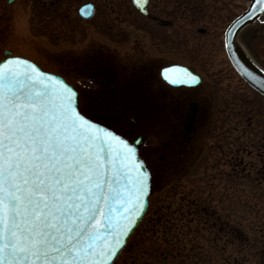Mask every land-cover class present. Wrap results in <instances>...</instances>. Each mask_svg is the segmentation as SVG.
Wrapping results in <instances>:
<instances>
[{
  "label": "snow or ice",
  "instance_id": "snow-or-ice-1",
  "mask_svg": "<svg viewBox=\"0 0 264 264\" xmlns=\"http://www.w3.org/2000/svg\"><path fill=\"white\" fill-rule=\"evenodd\" d=\"M133 3L144 10V0ZM261 12L264 0H253L244 17ZM233 40L225 34L226 47ZM169 73L197 80L164 69L173 84L181 80ZM115 107L27 59L0 57V264H112L153 177L135 137L102 126Z\"/></svg>",
  "mask_w": 264,
  "mask_h": 264
},
{
  "label": "flooded vegetation",
  "instance_id": "flooded-vegetation-1",
  "mask_svg": "<svg viewBox=\"0 0 264 264\" xmlns=\"http://www.w3.org/2000/svg\"><path fill=\"white\" fill-rule=\"evenodd\" d=\"M13 1L0 0V18L7 15L6 6ZM23 1L39 2L40 6L45 1L54 2ZM91 1L96 11L95 2ZM222 1L213 0V6L208 8L203 0H145V12H141L130 0H115L114 4L108 2L113 13L110 19L116 23V34L108 36L115 39V45L94 37L86 31L87 27L82 31L77 28L75 32L83 40L74 44L72 28L67 32L64 27L62 31L69 36L68 43L53 50L38 46V50L54 54L87 55L88 70L72 67L70 79L69 74L54 71L67 77L78 91L103 93L116 101L115 112L103 124L114 126L130 138H143L138 151L147 158L153 177L161 169L168 170L165 188L170 187L172 179L185 178L199 167L200 175L210 176L212 187L221 190L215 196L220 199L233 196L236 181L242 177L247 178V187L250 180L263 181L264 186V129L220 130L216 124L228 116L218 102L222 101L221 97L232 95L229 81L238 77L223 47V30L228 20L221 27L225 9ZM262 26L264 14L244 26L237 38L252 60L264 68L257 54L259 45L254 40L264 35ZM9 31L3 33L5 38L9 37ZM14 36L12 30L10 37ZM166 68H188L196 74V83L173 84L164 78ZM169 75L173 79L181 76L180 73ZM81 79L87 82L85 86L80 85ZM242 132H248L250 139L242 140ZM145 137L151 141L145 143ZM185 204L207 211L199 199L187 200ZM207 213L214 215L213 224L233 237L235 227L228 212Z\"/></svg>",
  "mask_w": 264,
  "mask_h": 264
},
{
  "label": "rangeland",
  "instance_id": "rangeland-1",
  "mask_svg": "<svg viewBox=\"0 0 264 264\" xmlns=\"http://www.w3.org/2000/svg\"><path fill=\"white\" fill-rule=\"evenodd\" d=\"M83 1H45L40 6L39 2L30 1L25 4L23 0H14L6 6L7 15L0 18V57L10 50L12 54L35 60L43 68L69 74V79L73 76L70 71L72 67L88 70L87 55H60L38 50L39 45L53 50L68 43L70 39L66 31H62L64 27H67V32L72 28L70 35L72 39L76 38L74 44L77 41L82 43L83 40L81 35H77V28L80 27L82 31L83 27H87L86 31L94 37L115 45L112 37L116 23L110 19L113 13L109 11L108 5V2L114 4L115 0H94L96 11L89 20L80 19L76 13L77 5ZM203 2L208 8L213 6V0ZM222 3L225 9L222 12L221 27L245 7L247 0H223ZM16 5L19 8L15 14ZM12 30L14 37H10ZM8 31L9 37L5 38L3 33ZM254 40L259 45L257 54L264 66V35ZM229 82L232 95L221 97L222 101L218 102L224 106L228 116L217 120V127L220 130L235 131L245 127L264 129V98L247 89L236 76ZM247 133L240 134L242 140L250 139ZM150 141L151 138L145 137V143ZM199 170L196 167L185 178L170 179L172 184L169 188H164L169 180L168 170L164 168L161 172L158 170L159 175L155 173L147 208L112 264H264L263 181L254 183L250 180L247 187V178H239L233 196L220 199L215 197L221 192L219 187H212L210 176L204 173L200 175L202 170ZM195 199H199L206 207V212L200 211L197 206L185 204L187 200ZM208 211L221 215L229 213L230 223L235 227L233 240L229 239L232 237L226 230L222 231L213 224L214 215L208 214Z\"/></svg>",
  "mask_w": 264,
  "mask_h": 264
},
{
  "label": "water",
  "instance_id": "water-1",
  "mask_svg": "<svg viewBox=\"0 0 264 264\" xmlns=\"http://www.w3.org/2000/svg\"><path fill=\"white\" fill-rule=\"evenodd\" d=\"M251 3H253V0H250L247 8L241 14H239L237 17H235L227 26V28L224 32V45H225V34L226 33H227V36L229 38H232V37L235 38L236 32L240 27H242L245 23L253 21L254 18L249 19L248 17H244V13L249 10V6ZM86 15H89V13ZM241 17H244L242 24H241ZM230 28L233 30H229ZM225 49H226L227 55H228L232 65L234 66L236 71L240 74V76L248 84H250L253 88H255L256 90H258L259 92L264 94V71H262L260 68L255 66L248 59V57L245 55V53L236 45L235 40H233L231 43H229L227 45V47L225 46ZM58 78H60V77H58ZM146 204H147V202H146ZM145 208H146V206H145ZM144 210H143V212H144ZM140 218L141 217L137 218V223L140 220ZM131 231H130V233H131ZM127 237H126V239H127ZM119 252H120V250H119Z\"/></svg>",
  "mask_w": 264,
  "mask_h": 264
}]
</instances>
